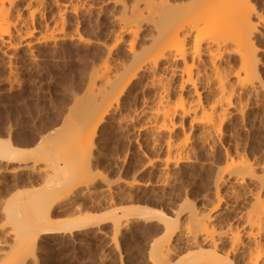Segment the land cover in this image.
Here are the masks:
<instances>
[{
    "label": "bare ground",
    "instance_id": "bare-ground-1",
    "mask_svg": "<svg viewBox=\"0 0 264 264\" xmlns=\"http://www.w3.org/2000/svg\"><path fill=\"white\" fill-rule=\"evenodd\" d=\"M15 1L0 0V35L8 41ZM133 2L130 14L135 16L121 20L133 36L142 9H156L157 17L138 49L128 40L130 63L110 74V65L103 61L88 88L89 99L78 102L72 116L56 126L58 133L40 135L29 148L13 135L0 136V185L19 186L0 200V264H37L36 251L47 234L112 220L115 235L121 215L127 222L142 218L153 227L144 240L143 264H264V156L242 158L227 134L233 133L227 123L234 118L246 127L249 104L262 106L259 117L264 118L257 56L264 50L254 44L264 35V16L251 0ZM32 31L27 27L24 33ZM95 78L102 80L96 84ZM140 91H147L141 107L122 112L123 96ZM130 121L140 122L128 142L134 139L138 152L152 154L138 172L146 167L156 172L153 178L125 183L152 188L167 203L164 210L127 205L126 198L114 204L94 187L97 177L91 167L106 153L107 135L99 133L100 126L124 129ZM177 127L180 132L175 133ZM125 156L115 157L123 163ZM193 167L212 169L205 181L213 199L206 206L195 203L181 187L182 176ZM175 189L184 192L176 197ZM119 191L114 192L126 197ZM97 197L109 208L96 219L86 211L101 201ZM58 214L66 216L57 219Z\"/></svg>",
    "mask_w": 264,
    "mask_h": 264
},
{
    "label": "rangeland",
    "instance_id": "rangeland-1",
    "mask_svg": "<svg viewBox=\"0 0 264 264\" xmlns=\"http://www.w3.org/2000/svg\"><path fill=\"white\" fill-rule=\"evenodd\" d=\"M133 1L34 0L31 4L27 0L15 1L14 8H11L13 13H10L11 37L8 41L6 35H0V136L7 137L9 134L12 138L13 135L15 141L20 140L18 142L21 146L29 148L36 144L40 135L58 133L56 126L72 116L71 111L78 102L89 99L88 88L94 76L101 73L103 61L106 60L110 65V74L121 70L122 64L130 63L128 40L133 39L134 48L138 49L153 31L152 22L157 17L156 9H142L136 15L139 29L133 36L121 21L124 17L135 16V13L130 14ZM154 1L159 3L160 0ZM251 2L255 10L264 16V0ZM30 10H33L32 14ZM27 27L33 30L29 35L24 33ZM254 44L258 49L264 50V35L257 36ZM257 56L260 58V75L264 81V52ZM101 80L102 78H95L96 84ZM97 90V85H94L93 92ZM146 93L147 91H140L137 95H124L126 108L122 112L133 113L140 108L142 96ZM246 110V127L234 118L227 123L228 127L233 128L230 130L233 133L227 134L231 136L232 143L238 144L242 158L262 160L264 118L259 117L262 106L249 104ZM133 121L124 129H116L108 123L100 126L99 133L107 135L104 145L107 155L105 153L91 167L92 174L97 177L94 187L105 191V201L110 200L114 204L125 201L126 198L127 205L164 210L167 203L152 188L150 190L136 183H125L132 178L141 181L153 178L152 173L156 172L152 169L151 173L150 167L138 172L142 162L152 154L147 153L146 157L147 154L136 150L134 139L128 142L129 137L136 135L137 124L140 122ZM174 132H180V128H175ZM100 138L101 135L95 137L96 143L100 142L97 141ZM198 155L204 158L203 154ZM115 156H125L127 160L121 163ZM208 170L193 167L181 179V185L184 184L181 187L186 188L187 195L197 204L203 201L205 205L213 199L205 181L212 173V169ZM18 187L8 182L1 183L0 200L7 199ZM184 189H175L179 192H175V196L180 197V192L183 193ZM115 190L121 194L124 192L126 197L116 194ZM109 193L113 195L112 198ZM202 196L204 197L201 198ZM103 202L101 200L96 207H90L86 212L91 210V215L96 219L101 217V213L109 208ZM120 214L122 212L118 211V215ZM65 216L60 214L57 219ZM124 217L125 215L119 217V230L115 235L112 220L101 222L97 225L98 228L94 225L71 233L45 235L36 251L37 264H143L144 240L153 227L142 218L127 222ZM113 239H116L117 249Z\"/></svg>",
    "mask_w": 264,
    "mask_h": 264
}]
</instances>
